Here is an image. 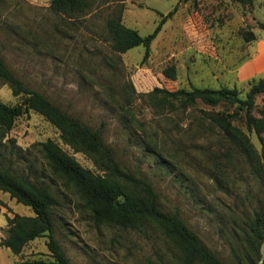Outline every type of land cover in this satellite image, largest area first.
<instances>
[{"label": "rangeland", "instance_id": "1", "mask_svg": "<svg viewBox=\"0 0 264 264\" xmlns=\"http://www.w3.org/2000/svg\"><path fill=\"white\" fill-rule=\"evenodd\" d=\"M51 0H0V57L28 88L99 129L115 159L127 170L148 179L163 210L177 211L222 264H254L247 229L257 212L264 214V180L246 157L197 107L159 108L142 94L155 86L178 88H237L245 97L250 86L264 80V0L244 7L233 0H93L75 17L56 14ZM175 9L141 63V46L117 53L106 20L119 13L123 24L140 35L152 33L161 14ZM246 32L255 39L247 41ZM263 62L256 72L252 61ZM174 64L176 80L162 70ZM0 79V101L20 104ZM264 93L256 96L253 115L261 117ZM261 155L264 132H249L235 119ZM53 140L83 167L98 173L93 161L64 144L59 130L30 110L19 116L0 143V159L31 181L46 186L55 199L53 236L71 264H178L176 246L155 225L142 230L96 224L84 200L52 173L38 145ZM0 226L6 216H33L32 209L8 193ZM4 234V230L1 231ZM46 236L30 241L21 254L0 246V264L51 260ZM258 261L256 262V264Z\"/></svg>", "mask_w": 264, "mask_h": 264}, {"label": "trees", "instance_id": "2", "mask_svg": "<svg viewBox=\"0 0 264 264\" xmlns=\"http://www.w3.org/2000/svg\"><path fill=\"white\" fill-rule=\"evenodd\" d=\"M93 0H51L49 9L70 18L86 13ZM244 7H252L253 0H233ZM175 9L161 14V20L152 33L142 36L136 29L123 24L120 13L106 20V29L111 36L112 49L125 53L137 46L145 48L141 63L150 53L152 41L160 32L164 22L173 15ZM264 31V22L259 24ZM247 41L255 39L253 32H246ZM162 74L170 80H176L174 64L166 66ZM0 79L7 83L14 96H24L20 104L10 105L0 101V143L15 120L32 110L42 115L60 132L64 144L75 152H81L90 158L98 168L95 173L83 167L73 156L63 151L53 140L40 142V150L55 175L71 185L84 200L96 224H111L124 229L142 230L147 225L157 226L179 250L178 264H222L220 258L206 248L198 234L188 226L177 211L163 210L159 195L152 183L143 175L127 170L114 157L111 148L103 141L99 129L83 123L59 106L52 103L42 92L28 88L0 57ZM264 93V80L253 83L245 97L239 96L237 88H199L192 86L187 90L178 88L169 90L155 86L142 94L153 105L162 109H187L197 107L198 102L210 107H221L216 112L200 109L213 128H218L246 157L254 173L264 180V146L260 155L251 142L249 135L235 119H243L249 132L259 137L264 132V110L261 117L253 115L256 96ZM0 191L8 193L32 209L33 216L13 214L6 216L4 235L0 246H4L16 255L21 254L25 246L37 238L46 236V247L51 260L35 259L21 264H71L64 249L53 236L55 199L46 186L31 181L7 166L0 159ZM0 204L5 203L0 199ZM250 240L254 249L255 263L260 258V245L264 239V214L257 212L247 223ZM236 264H242L238 261ZM264 264V263H263Z\"/></svg>", "mask_w": 264, "mask_h": 264}, {"label": "crops", "instance_id": "3", "mask_svg": "<svg viewBox=\"0 0 264 264\" xmlns=\"http://www.w3.org/2000/svg\"><path fill=\"white\" fill-rule=\"evenodd\" d=\"M250 65H252V67H253V69L252 70H250V71H254V72H256V71H258L262 66H263V62H260V61H252V62H250V63H248V64H246L245 65V67H249ZM0 193H2L1 191H0ZM0 199L2 200V198L0 197ZM3 201V200H2ZM4 202V201H3ZM5 203V202H4ZM3 208H4V206L3 205H1L0 204V212H4L3 211ZM7 223V222H6ZM6 227V225L5 226H0V238L4 235L1 231H2V229H4Z\"/></svg>", "mask_w": 264, "mask_h": 264}, {"label": "water", "instance_id": "4", "mask_svg": "<svg viewBox=\"0 0 264 264\" xmlns=\"http://www.w3.org/2000/svg\"><path fill=\"white\" fill-rule=\"evenodd\" d=\"M263 263H264V239L260 245V258L257 264H263Z\"/></svg>", "mask_w": 264, "mask_h": 264}]
</instances>
